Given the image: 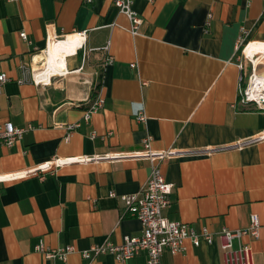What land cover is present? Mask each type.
<instances>
[{
	"label": "crops",
	"instance_id": "0c3cea01",
	"mask_svg": "<svg viewBox=\"0 0 264 264\" xmlns=\"http://www.w3.org/2000/svg\"><path fill=\"white\" fill-rule=\"evenodd\" d=\"M131 5L141 17L136 34L112 0H0V72L8 76L0 121L33 125L12 145L0 143V173L54 156L87 157L43 178L0 180V264H146L143 253L119 261L80 251L141 233L121 196L147 180L150 163L138 155L147 134L152 149L171 151L160 161L173 185L163 215L216 233L246 227L258 213L259 236L242 241L254 264H264V110L237 101L240 76L245 82L251 72L238 38L264 46V0ZM70 33L82 34V46L65 56L66 71L35 82L47 41ZM256 52L251 46L249 54ZM107 55L113 60L104 64ZM255 68L264 77V61ZM98 95L103 107L85 121ZM140 108L144 123L134 114ZM40 241L75 251L48 258L34 249ZM183 243L178 253L163 251L161 264H221L217 240Z\"/></svg>",
	"mask_w": 264,
	"mask_h": 264
},
{
	"label": "built area",
	"instance_id": "2783aa9c",
	"mask_svg": "<svg viewBox=\"0 0 264 264\" xmlns=\"http://www.w3.org/2000/svg\"><path fill=\"white\" fill-rule=\"evenodd\" d=\"M89 1V0H82ZM251 0H246L249 5ZM119 12L123 13L130 21L129 31L133 34L137 33V28L141 22V17L132 8L133 0H112ZM212 16L208 13L207 20ZM206 20V23L208 21ZM20 36L26 39L25 32H20ZM243 37L238 38V46L241 45L245 50L250 43H244ZM81 44L80 47L81 48ZM247 58L251 64V72L247 76L245 82H242L240 76L237 88V101L246 105L254 103L257 109L264 110V77L256 73L255 66L264 61V51H258ZM113 60L111 55H107L104 64H109ZM134 65V63H132ZM35 82L40 79L33 78ZM8 80L5 72H0V92L3 84ZM104 99L96 96L87 109L84 110L83 118L88 121L91 115L103 107ZM136 118L140 122L146 121V113L143 108L134 112ZM77 126V123L68 125V132L65 140L70 138L71 132ZM33 128L32 124L19 127L11 124L8 120L0 121V143L6 146L12 145L22 137V134ZM143 150L138 155L147 159L150 163V171L145 184L136 192L122 195L121 199L124 203V212L130 216L136 217L141 223V233L139 235H123L121 242L113 243L105 239L101 243L92 244L89 248L80 251L84 258L95 257L102 253H111L115 259L124 261L129 257L145 254L146 264H161V255L167 250L172 254L183 250L184 241L189 239L195 246L202 241L212 243L217 240L221 253V264H254L251 247L247 242H243L242 238L248 236L257 238L261 226L258 213H251L249 224L243 228L229 229L223 227L216 233H212L206 227H201L199 231L195 230L188 223L179 220H172L165 217L162 213L164 207L170 203V193L172 191V183L168 182L162 172L160 161L164 157L171 154L169 150H154L151 147V136L148 134L142 137ZM96 158V157H93ZM101 158V157H100ZM87 157H58L51 159L33 167H27L14 173H0V180L12 179L37 175L43 178L44 172L54 173L58 167L71 163L72 161L86 160ZM110 196L115 195L112 191ZM35 250L42 252L48 258H57L65 260L67 255L75 251L72 245H65L58 248H49L43 242H38Z\"/></svg>",
	"mask_w": 264,
	"mask_h": 264
},
{
	"label": "bare ground",
	"instance_id": "6f19581e",
	"mask_svg": "<svg viewBox=\"0 0 264 264\" xmlns=\"http://www.w3.org/2000/svg\"><path fill=\"white\" fill-rule=\"evenodd\" d=\"M77 37V39H75ZM48 45L45 49V62L44 66L38 70L40 72V81L48 82L51 75L61 74L66 71L65 65V56L71 51L76 50L80 47L82 42V34L81 33H70L63 38L53 39L50 38ZM254 47L255 51H264V46L262 45H247L245 48V52L248 56L253 54H249L250 47ZM254 52V51H253ZM256 52V53H257ZM37 77L39 73H37ZM88 108V107H87Z\"/></svg>",
	"mask_w": 264,
	"mask_h": 264
},
{
	"label": "rangeland",
	"instance_id": "374dc122",
	"mask_svg": "<svg viewBox=\"0 0 264 264\" xmlns=\"http://www.w3.org/2000/svg\"><path fill=\"white\" fill-rule=\"evenodd\" d=\"M40 65L42 66V61H40Z\"/></svg>",
	"mask_w": 264,
	"mask_h": 264
}]
</instances>
